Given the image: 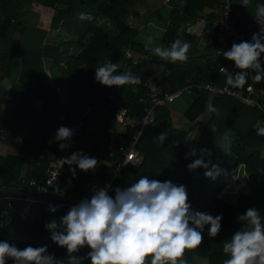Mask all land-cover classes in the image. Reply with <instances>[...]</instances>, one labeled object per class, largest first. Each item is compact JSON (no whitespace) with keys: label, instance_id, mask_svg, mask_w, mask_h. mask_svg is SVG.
<instances>
[{"label":"trees","instance_id":"trees-1","mask_svg":"<svg viewBox=\"0 0 264 264\" xmlns=\"http://www.w3.org/2000/svg\"><path fill=\"white\" fill-rule=\"evenodd\" d=\"M144 1L0 0V53L4 56V63H0V81L5 79L7 84L6 88L0 84V130L15 138V151L0 154V196L13 195L18 200L27 180L39 183L43 170L60 153V142L54 140L56 123L50 118L57 115L59 97L42 69V59H47L67 83L73 102L77 97L81 99L74 106L70 121L62 118L65 121L62 126L70 128L80 119L78 139L73 143L78 151L98 158L96 168L89 172L96 177L95 189L107 187L109 195H114L116 187L130 186L141 176L185 185L194 210L222 215V221L221 231L214 238L208 236L209 226H205L203 244L186 250L184 259L187 264H198L200 260L204 264H223L228 258L223 252V244L235 231L245 227V222L238 221L237 217L249 207H256L264 216V136L257 135V128L264 127V115L255 106L196 89L203 83L221 84L224 81L223 76L216 73V67L224 65L225 61L213 54L217 44L211 29L223 0H164V4L169 3V9L155 47H170L176 39L190 43L188 60L183 63L162 60L154 55L155 47L146 49L138 39L139 29L153 11L141 13L132 5H143ZM228 3L248 16L256 13L257 5L264 4V0H247V3L245 0H228ZM32 4L51 10L46 30L37 27L38 16L30 9ZM204 8L206 10L202 11ZM134 17H139L138 24L128 21ZM196 20L202 21L198 36L185 29ZM60 34L67 39L54 44V38ZM207 35L208 44L200 47L201 40ZM230 42L228 38L229 49ZM109 61L119 64L117 74L127 71L138 76L140 84L118 88L96 82L95 69ZM261 61L264 66V54ZM155 63L161 64L158 79L161 90L173 92L184 85L193 87L189 94L192 99L182 110V117L191 122L204 113L206 119L194 144L183 147L184 133L171 127L168 106L172 102L152 108L135 143L140 158L120 167L109 181L111 171L122 161L119 149L126 150L135 125L143 115L145 103L138 100L144 96L141 82L156 74L152 67ZM237 71L234 69L232 74ZM253 77L254 74H250L249 79L257 86V93L264 103V82L257 83ZM71 81L83 84L86 92L77 96L71 88ZM117 88L116 105L124 109L123 124L111 123ZM209 105L217 112H210ZM257 120L261 122L258 127L255 126ZM118 125L120 128L116 129ZM165 131L167 139L163 144L157 143L155 136ZM225 134L229 136L226 152L231 166L219 159L217 143ZM109 145L111 147L107 150ZM193 148H206L211 152V156H204V159H211L212 164L218 166L215 179L206 178L203 168L187 169L186 165L194 158H186V154ZM199 155L198 151L197 157ZM146 162H151L154 170H148L144 166ZM237 168L245 178L237 185L234 194L229 193L226 199H222L218 196L219 190ZM84 175L85 172L77 168L73 177L69 168H65L61 179L66 185L58 188L59 191L54 190L57 198H46L43 204L30 205L21 220L15 213L19 201L14 200L11 208L1 207L0 240H7L21 249L28 245H47L49 252L63 259V264H72L66 250L53 243L44 224L54 218L59 220L68 210L58 208V202L80 200ZM232 196L234 199L230 201ZM89 197V194L85 195V198ZM50 206L56 207L57 211L51 212ZM87 252L88 249L84 248L78 255L84 256ZM150 259V256L146 257L149 264ZM6 264H12V261L8 260ZM84 264L89 262L85 260Z\"/></svg>","mask_w":264,"mask_h":264},{"label":"clouds","instance_id":"clouds-1","mask_svg":"<svg viewBox=\"0 0 264 264\" xmlns=\"http://www.w3.org/2000/svg\"><path fill=\"white\" fill-rule=\"evenodd\" d=\"M256 15L264 18V4L257 5ZM190 47V43L176 39L170 47H155L153 53L162 60L183 63L188 60ZM262 54L264 32L261 31L253 33L251 41L233 43L227 51L220 50L218 56L232 61L238 69L235 74L227 75L226 85L243 88L250 74H254L255 82H264ZM118 68V63H104L95 69V81L102 86L118 88L140 84V78L127 71L117 74ZM208 110L217 112L211 105ZM74 134L75 130L66 126L56 130L54 140L60 142L59 150L69 146L67 142ZM257 135L264 136V127L257 128ZM166 139V131L155 136L159 144ZM189 156L194 158L186 165L189 171L203 168L206 178L215 179L218 166L212 164L211 159H204V156H211L208 149H190L186 158ZM64 159L73 177L77 168L87 172L98 164L96 158L82 151L73 152ZM113 191L114 195H109L107 187L97 188L89 198L70 206L59 220L54 218L44 224L53 243L66 250L72 264H84L85 260L89 264H149L146 260L149 256L150 264H187L185 251L203 244L205 226H209L210 238L221 231L222 215L194 210L183 184L141 176L130 186H118ZM49 210L54 213L57 208L50 206ZM237 220L245 222V227L235 231L223 244V252L228 256L223 264H264V216L256 207H249ZM84 248L88 252L79 256ZM8 260L12 264H63V259L49 252L47 245H28L21 249L7 240H0V264Z\"/></svg>","mask_w":264,"mask_h":264},{"label":"built area","instance_id":"built-area-1","mask_svg":"<svg viewBox=\"0 0 264 264\" xmlns=\"http://www.w3.org/2000/svg\"><path fill=\"white\" fill-rule=\"evenodd\" d=\"M217 14L218 15L212 20L211 23V29L215 34L214 39L217 44V48L213 51L214 54L218 53L220 50L227 51L229 49L227 46L228 38L232 44L240 43L241 41H251L253 33L260 31L264 32V18L258 17L256 13L245 16L241 9H235L230 6L228 0H223V2L218 6ZM234 69L236 68L232 61H230L227 66H217L216 73L223 76V83H203L197 86L196 89H200L209 95H223L236 99L248 106H255L264 115V103L261 101V98L257 93V86L250 79L248 83L240 89L231 88L230 86L226 85V77L229 73H232ZM158 79L159 70L154 76L146 77L141 82V88L144 91V96L138 100L143 104L145 103L143 107V115L135 125V132L130 136L126 150L123 151L119 149L122 155V161L111 171L108 177L109 181L113 179L120 167L124 166L126 163H133L140 158V155L135 148V143L139 132L149 120L152 108L168 105L169 103L173 102L175 98L179 97L180 94L183 93L185 95H189L193 91V87L190 85H184L173 92L161 90L158 87ZM123 114L124 109L121 106L116 105L113 112V121L123 124ZM68 121L70 120L68 119L67 122ZM80 124L81 121L78 119L71 125L70 128L75 130V134L71 140L67 142L69 146L64 150H60L59 155L43 170L42 180L39 183H36L33 179L27 180L26 188L23 190L24 196H18V200L15 198L17 196L13 195L6 194L4 196H0V209L1 207L11 208L12 203L15 202L14 200L19 201L20 205L19 208L15 210V213L17 218L21 220L23 219L24 213L30 205L35 203L43 204L46 202L45 197H32L28 195L29 193L37 192L41 194H54V190L65 187L66 182L61 179V175L65 168H69V165L66 164V160L64 158L68 157L71 153L78 151L77 148L74 147L73 142L76 138L78 139L77 131L81 126ZM260 125L261 122L257 120L255 122V126L258 127ZM76 203H78V201L74 203L60 201L56 204V206L58 208L69 209L70 206Z\"/></svg>","mask_w":264,"mask_h":264},{"label":"rangeland","instance_id":"rangeland-1","mask_svg":"<svg viewBox=\"0 0 264 264\" xmlns=\"http://www.w3.org/2000/svg\"><path fill=\"white\" fill-rule=\"evenodd\" d=\"M145 3L143 5L140 4H133L132 7L135 10H138V12L141 11V13H144L145 10L146 11H153L150 16L147 18V22L144 26H142L137 35H138V39H141V42L144 46V48L146 49H151L153 47H155L157 40L159 39L162 31H163V27L166 23V17H167V13H168V6L169 3H165L164 4V0H145ZM30 9L37 12V20H38V24L37 27L39 29L42 30H46L47 29V25H48V21L51 15V10L48 8H43V7H39L36 5H30ZM206 9H202V11H205ZM128 21L138 24L139 23V17H134V18H130L128 19ZM201 24L202 21L201 20H196L192 25H188L185 29L188 32H191L195 35H199V33L201 32ZM67 39L65 36H63L62 34L56 36L54 38V44L56 43H60L62 40ZM149 39H151V43H149ZM209 42V37L208 35L205 36L200 43V47H202V45L208 44ZM52 43V44H53ZM200 53L201 49H199ZM214 54V53H213ZM215 55H217L216 57L220 58L221 60H224L225 63L224 65L227 66L228 61L227 59H225L223 56H218V53H216ZM227 60V62H226ZM4 56L0 53V63H4ZM62 65V64H61ZM153 70L154 72H157L159 69L161 70V64H152ZM0 84L3 85L5 88L7 87L6 81L5 79H1ZM71 88L76 92L77 96H82L84 92H86L85 87L83 84L81 83H77L74 81H71ZM77 100L75 101V105L79 104V100H81L80 98H76ZM79 99V100H78ZM192 99V95H185V94H180L179 97L175 98L174 101L172 102V104H170L168 106L169 108V113L171 114V127L176 130V131H182L184 133L181 145L183 147H191L195 140H196V136L198 135L201 125L204 122V120L206 119V115L200 114L197 117H195V119L191 122L186 121L181 113L182 110L188 105V103L190 102V100ZM7 104V102H4V106ZM176 107H173V106ZM58 110V109H57ZM58 111L56 112V114L58 115ZM56 116V115H55ZM57 117V116H56ZM51 119H55L52 120L54 122H57L58 120H56L57 118L50 117ZM2 129V128H0ZM15 138H12L10 135L5 134L2 130H0V154H4V153H11L15 151ZM229 142V136L228 134H225L221 137V139L218 141L217 145L219 147V159H223V161L228 165L231 166V161L228 160V153L226 152V146ZM262 155H264V152H262ZM234 173V174H233ZM232 174H230L228 176V181H226V183H224L222 185V187L219 190L218 196H220L222 199H226V195L227 194H234V192L236 191V187L237 185H239L241 183L242 180H244L245 176L244 174H242V171L240 169H235L234 172ZM233 196L231 198L230 201H233ZM198 264H204V262L202 260H200L198 262Z\"/></svg>","mask_w":264,"mask_h":264},{"label":"crops","instance_id":"crops-1","mask_svg":"<svg viewBox=\"0 0 264 264\" xmlns=\"http://www.w3.org/2000/svg\"><path fill=\"white\" fill-rule=\"evenodd\" d=\"M141 12V11H140ZM202 25V24H201ZM42 69L44 74L49 79L50 83L53 85V87L56 89L58 97H59V104L57 106V111L59 112L58 115H53L57 122H55V128L56 130L62 126L63 122H67L68 119H70V115L74 111V102L72 98V94L70 93L69 88L67 87V83L63 79V77L60 76L54 65L50 62V60L42 59ZM170 111V110H169ZM169 116L171 117V114L169 113ZM65 119V121L63 119ZM55 121V119L53 118ZM119 125L116 127V129H119ZM144 166L148 170H154V166L151 162L144 163ZM243 174V173H242ZM95 181L96 177L94 174H91L88 176L87 181V191L86 194H89V196L92 194V192H95ZM179 184V183H175Z\"/></svg>","mask_w":264,"mask_h":264},{"label":"water","instance_id":"water-1","mask_svg":"<svg viewBox=\"0 0 264 264\" xmlns=\"http://www.w3.org/2000/svg\"><path fill=\"white\" fill-rule=\"evenodd\" d=\"M117 91H118V88L116 90L115 97H114V105L115 106H116V103H117ZM112 121H113V114H112V117H111V123H112ZM110 147H111V145H109V147L107 148V150H109ZM89 172H90V170L87 171V172H85V175H84L83 193H82V196H81L80 200L84 199L85 198V195H86V191H87V181H88ZM20 195H23L24 196V193H20ZM28 195L29 196H32V197H42L43 196L45 198H57V196L55 194H52V193L41 194V193H37V192H31Z\"/></svg>","mask_w":264,"mask_h":264}]
</instances>
